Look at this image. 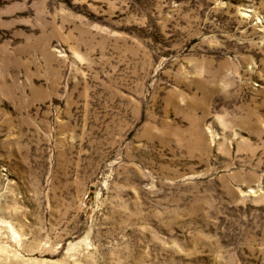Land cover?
Returning a JSON list of instances; mask_svg holds the SVG:
<instances>
[{"label": "rangeland", "instance_id": "374dc122", "mask_svg": "<svg viewBox=\"0 0 264 264\" xmlns=\"http://www.w3.org/2000/svg\"><path fill=\"white\" fill-rule=\"evenodd\" d=\"M0 264H264V0H0Z\"/></svg>", "mask_w": 264, "mask_h": 264}]
</instances>
